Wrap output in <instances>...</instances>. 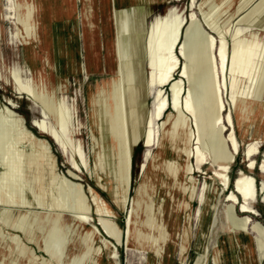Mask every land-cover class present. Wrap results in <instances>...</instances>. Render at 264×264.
<instances>
[{
  "label": "rangeland",
  "instance_id": "obj_1",
  "mask_svg": "<svg viewBox=\"0 0 264 264\" xmlns=\"http://www.w3.org/2000/svg\"><path fill=\"white\" fill-rule=\"evenodd\" d=\"M30 1L33 2V0ZM220 1L215 8H212L214 11L211 9L207 14H204L206 12L204 10L206 0H196L195 4L192 3V0H166V2L165 0H35V7L32 9L34 14L32 15H34L33 19L37 33L34 35L35 38L34 36L28 38L26 36L28 26L26 27L25 16L31 10L27 8V11L23 10L19 7V2L16 3V6L19 5L17 6L19 11H17V7L13 10V0H0V110L2 109V114L6 117L5 109L11 108L25 119L26 127L37 137L46 138L45 140L49 143L52 154L56 157L57 172L75 182H80L82 187L84 186L83 191L89 203L91 202L89 189L93 187L92 189L115 211L116 214L111 219L118 223L125 233L123 244L117 243L115 258L110 259L109 255L92 251L89 254L88 264H242L241 261L244 258L247 259L248 264H264V172L260 170V166L264 161V74H258L256 80L254 79L247 84V91L255 87V94L253 93V97L248 96V98L241 94H233L230 83L231 75L228 71V90L225 86L223 94L226 104L224 118L228 127L222 132L220 131L222 125L212 128L209 119L211 115H214L211 110L213 97L211 95L210 73H212V69L210 61L212 56L217 55L219 58L222 37L209 27L206 19L213 20L217 24L216 26L222 31L228 44L227 51L231 52L233 37L236 34V29L239 28L237 26L239 14L236 15L234 12L242 2V0ZM245 1L243 0V2ZM259 2L261 3L257 12L243 25L244 27L253 26L255 22L259 25L258 23L261 22V26L259 25V41L264 44V28H262L264 26V0H258L256 3ZM146 7H155L148 17H146ZM170 7L173 8V14L180 15L179 18H182L184 23L179 34L181 44L176 45L174 50V54L179 55L180 58L178 66L180 69L173 77L175 80L170 85L166 83L162 93L168 101L167 113L163 116V119L167 120L169 114H172V119L179 116L172 85L181 79L180 76L185 64H187L189 76H185V84L183 82L185 91H182L181 97L184 92L186 94L183 97H186L189 94L188 91H192L199 115L196 119L193 117V128L191 121L189 122L190 133L193 132L191 133L192 140L184 144L186 138L183 137L182 145L184 144L185 151L178 152L174 150L171 143L176 134L173 128L174 121L171 122V119L163 126V121L154 118V111L158 108L156 97L159 88L149 87V99L143 106H139V110H147L149 112L148 120L153 119V123H148L140 130L148 131L151 129L153 131V141L152 145L148 147L144 134L136 139L131 157L129 197L126 208L122 209L111 195L114 186L116 188L119 186L117 179L111 180L108 175L99 169H95L99 150L95 147L93 134L98 137V129L91 112L90 97L103 82L122 74V72H118L121 70L119 60L115 61L113 54V45L117 33L120 34L121 38L124 62L130 57L126 51L131 44L130 37L132 38L134 32L149 30L155 18L164 14ZM246 10L244 9V11ZM22 11L24 12L22 13ZM18 12H21V15ZM17 13L20 15V19H17V17L19 18ZM113 16L118 19L115 22L116 24ZM192 16L195 20L192 19ZM175 17L173 18L175 19ZM22 20L25 27L21 23ZM257 20L260 21L257 22ZM18 27L21 30L22 37L24 36L23 40L26 39V43L17 38ZM202 28H207L209 33L216 38L215 47H218L211 51L213 55L208 49L209 40L207 36L201 32ZM197 34L198 36H196ZM123 38H125L124 41ZM124 42L126 50L123 46ZM262 49L264 51V47ZM129 73L126 70L124 71L126 81L123 82V85L133 84L138 86L137 82L140 76L138 71L131 70ZM42 74H45L47 83H49L47 84L46 93L41 90L42 77H44ZM150 74L151 70L147 64L142 68V78H150ZM222 75L221 73V81L224 84L223 78L226 74ZM204 82L205 85L207 83V93H209L211 99L206 97L204 93L201 94L199 83L204 84ZM30 89H35L40 98H35L31 93H28ZM256 93H260V95L257 96ZM45 95L48 96L46 97V99H49H47L48 101L54 102L56 108L52 107L53 110L46 108L42 101L45 99ZM49 97H51V100ZM35 99L36 101H33ZM39 99L42 103L39 102ZM182 100L184 99L181 98L180 103ZM59 106L60 114L65 113L63 115L66 116L64 119L68 121L66 125L68 135L66 151L56 139L53 140L49 135L41 133L34 123L36 119L45 121L48 129H57L62 136L63 132L58 129L59 126L57 127L58 124L56 123L57 114L52 115L53 111L57 110ZM61 106L64 107L61 109ZM43 108L47 110L45 111ZM204 108L210 109L209 112L207 111L208 114ZM204 111L207 115H204ZM50 112L52 113L50 114ZM230 114L233 118V128L239 145V152L230 165V183L227 187L217 176L216 170L219 169L218 164L222 160L221 153H232V142L228 140L233 130L228 123ZM164 129L168 131V134H165ZM183 132L186 133L185 130ZM198 133L201 134L202 142H207L210 146L211 153L208 154V160L202 170L191 172L193 180H190L188 173L185 171L186 167L192 168L193 165H196L193 150L195 152L196 147L200 146L197 141ZM250 145H256L259 148L258 153L252 157L256 160V166L253 170H249V162L246 157ZM187 150L192 153L189 159ZM109 152L106 155L107 162H110L112 156H116L114 154L110 155ZM75 162L79 165V169L74 168ZM155 166H157V169H155ZM172 166L178 168V178L176 179H174V176L172 177L170 172L168 173L169 167ZM109 168L111 169L110 163ZM72 169L76 171L74 172L78 174L80 181L71 178L69 171H73ZM241 171L247 172L256 179L257 197L251 205L254 209L252 214L242 213L243 199L240 200L241 203L239 201L228 202L230 194L234 189L236 190L235 179ZM165 176L167 177L164 182ZM144 180L151 187L152 193L137 200L135 197L138 194V187ZM191 187H193V190ZM185 192L187 193L185 194ZM209 194L214 196V206L208 214L211 229L205 240L200 232V227L201 216L205 209L204 201ZM188 203L190 207L184 209V205ZM159 206L165 208V223L166 225L169 224L170 235L167 243H161L157 250L153 248L152 243L146 241L143 245H140L139 242L131 239L132 244H129L128 231L130 224L137 232L144 231V233L149 234L150 232L146 226L152 223ZM33 211L44 212L40 209H33ZM64 215H67V213H64ZM246 216H251V221H249L247 230H244L242 225L246 220ZM93 226H97L102 232L99 216L94 206L85 226L86 230L75 228L71 233L70 251L62 264H70L72 260L82 254L81 241L86 231ZM163 229L164 232L166 227ZM187 231H189L191 238L182 262L181 244ZM3 233L10 236L17 234L8 229H4ZM97 239L96 245H99ZM109 240L112 239L109 238ZM112 241L116 244L114 240ZM219 248L223 250L221 258L218 257L217 253ZM162 249L163 251H161ZM38 254L42 257L45 256L44 259H51L45 252L39 251ZM82 262H85V258ZM82 262L79 260L73 264H82Z\"/></svg>",
  "mask_w": 264,
  "mask_h": 264
},
{
  "label": "bare ground",
  "instance_id": "obj_2",
  "mask_svg": "<svg viewBox=\"0 0 264 264\" xmlns=\"http://www.w3.org/2000/svg\"><path fill=\"white\" fill-rule=\"evenodd\" d=\"M192 1V3L195 4L196 0ZM206 1V7L204 8L206 12H204V14H207L208 11L215 8L220 0ZM18 2L20 6H17L21 7L23 10H31L30 13L27 12V15L24 14L26 15V27L28 26L26 36L29 38V36H34L37 33L33 19L34 15H32L34 14L32 13L34 11L32 9L35 7V0H33V2L30 0H13V10L17 7L16 3ZM256 2H258V0H246L245 2L242 0L241 4L239 3V8L236 12H234L236 15L239 14L237 23L239 28L236 29V34L233 37L231 52L227 51L228 44L223 37L222 31L218 28V26H216L217 24H215L213 20H209L208 18L206 19L209 27L222 37L219 49V58L217 55L213 57V52H211L218 47H215V36L209 33L207 28L201 29L203 35L207 36L209 40H207L208 49L212 53L211 56L213 57H211L210 61L212 69V73H210V80L212 86L211 95L213 97L211 110L214 115H211L210 118H208L210 119L212 128L222 125V128H220L221 132L226 130L228 127L224 118L226 104L223 96L225 86L228 90V71L230 72L229 75H231L230 83L233 94H241L247 97L250 96V98L253 97V93L255 94V87L253 86L254 88H250V90L247 91V84L252 82L254 79L256 80L258 74H264V51L262 49L264 44L259 41V28L261 26V22L258 23L260 26L257 25L256 22V24L251 22L253 23V26L248 25L244 27L243 25L257 12L261 2ZM247 7L249 8L246 10ZM154 8H145L147 9L146 17L150 15ZM244 9L246 11H244ZM17 11H19V9ZM23 12L24 11H22V13ZM18 13L17 15L21 12L19 14ZM20 15L17 19H20ZM174 16H176L175 19L173 18ZM179 16L174 15L173 8L170 7L164 14L155 18V21L154 23L152 22L153 25L149 30L146 32L143 30L141 32H134L132 38L130 37L131 44L126 51L130 57L127 60L124 59L126 60L124 62L122 58L121 38L120 34L117 33V37L116 40H114L113 45V54L115 61L117 59L119 60L121 70L118 72H122V74H119L117 77H111L108 81L103 82L97 87L96 92L90 97L91 112L98 129V137L93 134L95 147L99 150L97 152L95 169H99L101 172L108 175L111 180L114 178L117 179L119 186L117 188L114 186L111 190V195L122 209L126 208L127 199L129 197V188L131 185V157L133 155L136 139L138 136L144 134L146 145L148 147L152 145L153 141V131L151 129L148 131L140 130L141 127L144 128L148 123H153V119L148 120L149 112L147 110H139V106H143L149 99L150 86H155L157 89L159 88L157 90L158 93L156 97V100H158V108L154 111V118H158L160 121H163V126H165L172 119V114H169L167 120L163 119V116L167 113L166 107H168V101L162 93L166 83H169L168 85H170L171 82L175 80L173 79L175 73L180 69L178 68L180 63L179 55L177 56L174 54L176 45L179 46L181 44V41H179V34L184 23V20L179 18ZM192 19H194V16H192ZM114 20V23L118 21L117 17ZM259 21L257 20V22ZM21 23L23 25V20ZM262 28H264V26H262ZM194 33L196 34V32ZM16 36L22 42L24 41V36L22 37L19 27ZM196 36H198V34ZM124 40L125 38H123V41ZM202 41L204 40L202 39ZM58 46L61 45L58 44ZM123 46L124 48L126 47L125 42ZM196 60L198 61V59ZM199 62H201V60H199ZM147 64L151 70V74L150 78L145 79L142 78V68H144ZM125 70L128 71V73L131 70L138 71L140 74L137 82L138 86L133 84H129L127 86L123 85V82L126 81L124 77ZM188 73V67L187 64H185L182 75L180 76L181 79L174 82L172 85L179 116L177 118L174 117L171 120V122L174 121L173 128L176 132L171 143L173 149L178 152L185 151L183 145L192 140L193 136L191 133L193 132L190 133L189 122L191 121L190 123L193 128V117L196 119L199 115V112H197L195 107L194 97L191 93L192 91H188L189 94L186 97H183L186 94L184 92L181 97L182 91L185 89L183 87V82L185 84L184 79L185 76H189ZM221 73L223 75L226 74V81L225 77L223 78L224 84L221 81ZM42 76L44 77H42L41 90L46 93L47 84L49 83H47L45 74H42ZM28 84L30 85V83ZM199 88L201 89V94L204 93L206 97L211 99V96L207 93V83L206 85L205 82L204 84L199 83ZM36 92L35 89H30L28 93H31L35 98H40ZM260 93H256L257 96L260 95ZM46 97L48 96L45 95V99H43L44 97L41 98L43 99L42 101L44 105L46 108L53 110L52 107L55 106L54 102L52 101V105V102L48 101L49 99L47 98V100ZM51 97H49L50 100ZM181 98L184 100L180 103ZM41 99H39V102H41ZM33 101H36V99ZM44 105L42 104V106ZM60 105L62 104L60 103ZM62 107L64 106H61V109ZM59 109L60 106L57 110L53 111L52 115L57 114L56 123L58 124L57 127L59 126L58 129L63 132L62 136L60 135L59 130L48 129L45 121L36 119L34 120V123L35 127L40 130L41 133L49 135L53 140L56 139L66 151V140H68L66 125L68 121L64 119V117H66L63 116L65 114L63 113L64 111L62 112L63 115H61ZM5 110L7 113L6 117L2 114V111L0 112V264H62V261H65L70 251L69 245L71 233L75 228L86 230L85 226L92 214L93 206L96 208V212L99 216L102 232L97 226H93L91 229L87 230L83 240L81 241V247L83 249L82 254L78 258L72 260L70 264L79 260L82 262L84 258L85 262H82V264H88L89 254L92 251L97 253L102 252L109 255L110 259L115 258L117 243L123 244L125 234L122 227L111 219L115 216V211L97 192L92 189L93 187L89 189L91 202H87V196L83 191L84 186L82 187L80 182H75L67 176L61 175L57 172L56 157L52 154L51 147L47 140H45L46 138H39L30 129H28L26 127L27 125H25V119L20 114H17L11 108H7ZM208 110L210 109L207 108L206 112ZM206 112L204 111V115H207L209 111L207 114ZM48 113L49 112H47V114ZM51 113L52 112H50V114ZM228 123L230 124V128L234 127L231 114L228 116ZM183 130H185L186 133H184ZM164 132L165 134H168V131L165 129ZM183 137L186 139L185 143L182 145ZM228 140L232 142V153H221L222 160L218 164L219 169L216 170L217 176L223 181L224 186L226 185L227 187L230 183V165L234 162L235 155L239 152V145L235 136L234 128L231 131ZM197 141L200 146L196 147L195 152L193 150L196 165H193L192 168L186 167L185 171L188 173L190 180H193L191 172H193V170H202L204 164L208 160V154L211 153L210 146L207 142H202L201 134L199 133ZM258 149L259 148H257L256 145H250L248 147L246 157L249 162V170H253L256 166V160L252 157L258 153ZM188 150L186 152L189 159L192 153ZM108 151H110V155H116L112 156L110 162H107L108 160L106 158ZM109 163L111 169L109 168ZM74 168H80L76 162L74 163ZM169 168L168 173L170 172L172 177L174 176V179L178 178V168L174 166ZM155 169H157V166H155ZM72 170L73 171H69L71 178L79 180L78 174L75 173L76 171L74 169ZM260 170L264 172V161L260 166ZM166 177L167 176H165L164 182L166 181ZM235 184L236 190L234 189L232 194H230L228 202L239 201L241 203L240 200L243 199V203L241 205L242 213H254V209H252L251 205L253 200L257 197L255 177L247 172L241 171L235 179ZM188 186L187 188H189ZM138 188V194H136L135 197L137 200L144 198L146 195H151L152 193V189L146 180H144ZM192 188L193 187H191V189ZM195 192L196 190L194 191V194ZM186 193L187 192H185V194ZM213 197V195H207L204 201L205 209L201 216L200 232L205 240L211 229V223L208 222V214L214 206ZM186 207H190L189 203L184 205V209ZM33 209H40L44 212H35ZM64 213H67V215H64ZM165 216V208L159 206L158 210L155 212L152 223L146 226L147 230L150 232L149 234L144 233V231L137 232L130 224L128 231L129 244H132L131 239H134V241L136 240L140 243V245H143L146 241L148 243H152L155 250L160 247L161 243L166 244L170 231L169 224L166 225L165 223ZM249 221H251V216H246V220H244L242 225L244 230H247ZM165 227L166 229L163 232L162 230H164L163 228ZM4 229L11 230L17 234L15 236L7 235L3 233ZM189 231H187L184 235V239L181 244L182 262L184 261L185 253L190 243L191 237L189 236ZM98 237L99 239H97ZM109 238L114 240L116 244H114L112 240H109ZM96 239L99 241V245H96ZM39 251L45 252V254L51 257V259H44L45 256L42 257L38 254ZM161 251H163V249ZM222 252L223 250H220L219 248L217 252L219 258H221ZM241 263L248 264L247 259H242Z\"/></svg>",
  "mask_w": 264,
  "mask_h": 264
}]
</instances>
